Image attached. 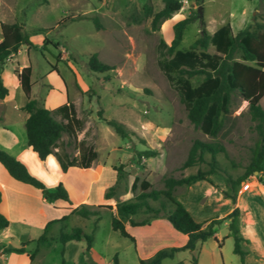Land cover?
<instances>
[{
	"label": "rangeland",
	"instance_id": "374dc122",
	"mask_svg": "<svg viewBox=\"0 0 264 264\" xmlns=\"http://www.w3.org/2000/svg\"><path fill=\"white\" fill-rule=\"evenodd\" d=\"M146 1L150 3L151 12L162 5L161 0H0V21L20 22L22 30L36 46L29 47L26 54L24 48L27 46L20 44L16 56L17 61L31 67L30 78L34 85L30 96H35V90L36 97L45 106L56 99L72 102L76 116L83 118L82 128L77 132H83L84 140L92 144L98 161H104L106 167L99 181L92 185L91 205L87 204L100 210L98 218L94 221L93 216L66 212L62 222H50L44 229L45 226L33 228L32 240L12 241L14 245L24 247L18 255L23 264H113L114 254L119 264H141L140 258L160 247L178 243L180 232L160 216L143 224H124L132 239L111 228L109 210H112L114 200L126 199L138 192V188L130 189L134 175L147 179L152 187L158 188L165 173L179 176L195 172L197 168L205 169L207 164L204 161L185 168L178 166L193 138L220 142L226 156L222 152L215 156L232 176L240 174L250 158L258 131L257 121L251 119L247 111L246 101L231 93L221 129L215 136L203 133L188 121L175 86L158 66L156 45L158 39L168 43L173 34V23L188 14L194 15L197 5L201 6L206 32L210 33L225 22H229L235 32L250 25L253 19H264L262 0H201L200 3L199 0H181L180 8L165 18L157 29L150 27L151 15L143 14L142 5ZM93 17L98 20V27ZM200 28L197 17L187 22L177 47L187 48L200 34ZM43 37L56 42V47L51 42L41 46ZM206 49L213 51L211 45ZM92 52L112 67L103 71L90 70L87 58ZM14 65V59L5 61L1 79L17 99L23 97V93L12 69ZM51 65L57 71L51 69ZM259 103L264 108V94ZM111 117L133 132L129 138L119 136L106 124L105 119ZM164 127L166 135L158 138L156 130L162 131ZM262 131L264 133V121ZM144 147L153 148L157 153L137 158L136 150ZM208 156L204 154L206 159ZM120 162L124 163L125 177L120 180L112 200L99 202L100 185L104 191L113 183L115 170L111 168ZM214 173L223 177L219 172ZM257 175L253 172L251 177ZM182 189L183 186H177L175 192ZM78 193L76 187L67 193L68 198H74ZM258 198V210H263L260 203L263 197ZM149 202L157 204L155 200ZM98 203L110 204L111 208L96 207ZM208 203V215L220 214L228 206L213 199ZM54 204L52 207L39 201L44 215L57 218L66 214L65 208L70 206L60 199ZM60 223L64 231L79 226L92 235L90 249H84L83 239H71L65 243L55 240ZM216 231L223 233L225 227L219 224ZM43 232L50 236L48 241L36 245V238ZM220 246L217 247L210 237L193 250H177L171 257L163 258L161 264H193L192 255L199 264H238V256L231 249L232 239L228 237ZM31 252L34 253L32 259L28 257Z\"/></svg>",
	"mask_w": 264,
	"mask_h": 264
},
{
	"label": "trees",
	"instance_id": "16d2710c",
	"mask_svg": "<svg viewBox=\"0 0 264 264\" xmlns=\"http://www.w3.org/2000/svg\"><path fill=\"white\" fill-rule=\"evenodd\" d=\"M159 9L151 12L149 1L143 3V14L150 17L151 29H157L159 24L181 6V0H161ZM199 0L198 3H200ZM263 15V14H262ZM264 16V15H263ZM194 15H186L173 23V34L168 43L158 39L157 64L164 73L168 81L175 86L179 99L183 103L186 118L203 133L215 136L221 129L224 114L228 110L231 93L238 94L246 101L247 111L250 118L256 120L258 138L251 148L250 158L240 174L232 176L217 160L216 153L222 152L226 156L224 146L218 141H205L193 138L188 147L187 153L178 165L185 168L198 161L207 164L205 169L197 168L195 172L175 176L172 173H165L161 177V186L152 187L150 182L139 179L134 175L130 189L138 188V192L126 199H115L114 206L110 211V226L119 232L120 235L132 239V236L125 230L124 224L136 225L147 223L152 217H164L169 224L177 231L185 234L186 239L179 246H165L156 249L145 258H140L141 264H161L165 257H171L179 249L193 250L198 243L208 237H214L215 227L223 220L227 221V232L224 236L232 239V252L238 256L239 264H242V257L245 250L241 247L242 237L237 231L238 208L234 206L229 212L220 217H212L201 222L195 221L183 204L175 197L177 186H185L189 182L206 178L211 172H219L225 180V188L222 190L224 196H228L234 201L235 193L240 185H243L251 178L253 172L259 173L264 163V133L262 122L264 121V108L261 107L259 99L264 94V19H253L250 25L235 31L231 30L230 24L225 22L210 33L203 28L202 18L199 19L201 25L200 34L192 40L185 49L177 47L184 25L196 18ZM95 26H99L98 20L93 17ZM41 30V28H38ZM0 98L7 93V88L1 79V70L5 60L14 54L20 44L29 47H36L28 38V34L21 28L18 21H0ZM46 42H51L43 37L41 46ZM54 47L57 43L51 42ZM211 45L213 51L206 48ZM57 58V55L55 56ZM87 65L90 70L103 71L112 67L111 64L99 60L96 53L92 52L87 58ZM18 64L13 66L20 89L25 101L21 108L27 113L23 121L25 141L36 152V155L43 159L48 153H52L62 170L68 165L89 166L96 156V151L92 144L87 143L83 138L76 139V133L82 128L83 118L76 116L72 102L65 101L48 108L44 106L40 98L30 96V89L33 80L30 78L31 67L27 63L17 69ZM51 69L56 68L51 65ZM195 79V81H193ZM197 80V81H196ZM77 88L78 85L75 83ZM106 124L111 126L115 133L121 137L129 138L133 133L122 122L114 118H106ZM66 134V141H62L60 136ZM77 148V154L71 155L65 146L71 141ZM157 151L153 148L144 147L137 149V158L154 156ZM207 153L208 159L204 157ZM0 163L9 175L22 182L39 189L45 199H60L71 205L67 191L59 181L53 187L48 188L45 184L32 175L25 165L12 154L0 147ZM115 170V180L103 191L104 198H111L118 189L119 182L124 178V163L113 165ZM149 200L157 201L152 205ZM104 204H96L102 207ZM105 207L111 208L110 204ZM70 207V206H68ZM98 208H90L86 203H79L69 208L68 212L76 213L83 217L93 216L94 221L99 215ZM135 214H139L134 217ZM66 214L59 218H53L46 222H62ZM8 223L7 218L0 212V229ZM60 223L59 231L55 240L65 243L71 239L84 240V249L89 250L92 235L87 234L79 226L71 227L70 231L62 230ZM50 236H45L44 232L36 238V245L48 241ZM219 243L220 239H216ZM7 251L22 252L23 245L6 248ZM63 249L61 248V251ZM33 252L28 253V257H33ZM113 264H117L116 256H112ZM192 263L196 262V256L192 255Z\"/></svg>",
	"mask_w": 264,
	"mask_h": 264
},
{
	"label": "crops",
	"instance_id": "0c3cea01",
	"mask_svg": "<svg viewBox=\"0 0 264 264\" xmlns=\"http://www.w3.org/2000/svg\"><path fill=\"white\" fill-rule=\"evenodd\" d=\"M260 3H262L264 8V0ZM20 49L18 47L17 51L5 60L10 61L14 59L15 63L18 64L17 69L26 64L16 59ZM24 51L26 54L28 53L27 47L24 48ZM6 88L7 93L0 98V147L21 161L31 174L43 181L46 187L51 188L60 181L68 194H70V190L73 191L77 187L79 195L70 198V207L81 202L90 204L92 185L99 181L106 170L104 161H98L96 153L95 158L92 159L89 166L68 165L65 170H62L52 153H48L43 159H40L25 141L23 121L27 113L21 108V105L25 101V96L23 94V97L19 96V98L15 99L10 93L9 88L7 86ZM21 93H23L22 90ZM33 94L36 96L38 93L34 90ZM61 102L60 99H56L51 105H47L46 107L51 108ZM41 103L44 105L42 101ZM165 129L164 127L162 131L156 130L158 138L166 135ZM80 138H85L83 132L76 133V139L78 140ZM60 139L66 141V134L62 133ZM65 149L71 155L77 154V148L73 146V141H70L65 146ZM225 187L224 178L211 172L206 175V178L195 179L183 186L182 190L175 192V197L197 222L208 220L212 217L223 216L234 206H237V231L242 237L240 241L241 247L245 250L242 257V264H264V163L262 170L257 176L251 177L237 188L234 201L222 193ZM103 189V186L100 185L98 190L99 202L112 200L111 198L101 197ZM258 197H263L262 200L260 199L263 210H258ZM212 199L226 203L228 206L220 214L208 215L206 214V209H208L207 203H210ZM39 201L46 202L47 206L55 207V200L43 198L38 188L13 178L0 163V212L8 220L7 225L0 229V264H23L21 259L18 258L20 252L7 251L6 248L19 246L14 245L12 241L22 243L23 241L27 242L32 240L31 232L33 228L38 229L41 226L43 227L48 220L57 218L56 216L44 215V210L41 209ZM70 207L65 208V213L68 212ZM219 224L225 227V231L220 233L221 235L216 231ZM219 224L214 230L215 238L220 239L219 243L212 237L217 247L222 245L230 237H222L227 232V221L223 220ZM178 238L180 240L178 243L169 244L168 246H179L183 244L186 236L180 232ZM117 264H119L118 259ZM193 264H199L198 259Z\"/></svg>",
	"mask_w": 264,
	"mask_h": 264
},
{
	"label": "water",
	"instance_id": "95a60500",
	"mask_svg": "<svg viewBox=\"0 0 264 264\" xmlns=\"http://www.w3.org/2000/svg\"><path fill=\"white\" fill-rule=\"evenodd\" d=\"M196 16H197L198 19H201V17H202L201 6L200 5L196 6Z\"/></svg>",
	"mask_w": 264,
	"mask_h": 264
},
{
	"label": "built area",
	"instance_id": "2783aa9c",
	"mask_svg": "<svg viewBox=\"0 0 264 264\" xmlns=\"http://www.w3.org/2000/svg\"><path fill=\"white\" fill-rule=\"evenodd\" d=\"M3 256H5V255H3ZM108 264V263H107Z\"/></svg>",
	"mask_w": 264,
	"mask_h": 264
}]
</instances>
